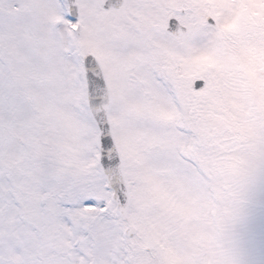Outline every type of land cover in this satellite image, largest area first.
<instances>
[{
    "label": "snow or ice",
    "instance_id": "snow-or-ice-1",
    "mask_svg": "<svg viewBox=\"0 0 264 264\" xmlns=\"http://www.w3.org/2000/svg\"><path fill=\"white\" fill-rule=\"evenodd\" d=\"M0 264H264V0H0Z\"/></svg>",
    "mask_w": 264,
    "mask_h": 264
}]
</instances>
